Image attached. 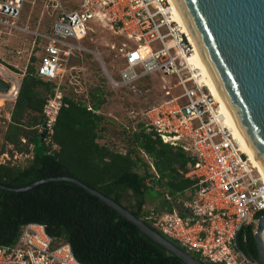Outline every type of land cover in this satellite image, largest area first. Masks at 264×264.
I'll list each match as a JSON object with an SVG mask.
<instances>
[{
  "label": "built area",
  "instance_id": "built-area-1",
  "mask_svg": "<svg viewBox=\"0 0 264 264\" xmlns=\"http://www.w3.org/2000/svg\"><path fill=\"white\" fill-rule=\"evenodd\" d=\"M37 2L43 8L39 25L45 23V16L48 25L43 29L21 25L25 8ZM95 27L120 39L109 45L122 58L117 78L105 66L99 51L82 45ZM14 33L32 37L26 65L36 58V76L56 84L54 95L48 96L43 107V122L35 127L52 156L60 151L54 133L60 111L66 106L65 72L77 53L94 55L113 88L134 90L144 78L160 77L163 100L140 114L133 111V126L127 128L134 133L142 124L146 133L182 150L191 160L182 175L193 185L175 197L165 193L173 210H152L145 220L203 262L260 264L239 250L237 239L248 227L254 234L259 215L264 214L262 177L241 152L220 106L199 78L191 62L194 44L176 21L167 0H0V38ZM26 69L0 63V80L9 85L6 93L0 92V101L17 102ZM170 77L176 78L172 85ZM88 110L92 111L89 105ZM21 142L28 145L26 139ZM33 148L15 158L32 160ZM142 153L159 180L153 161ZM0 264L84 263L75 258L69 243L50 237L45 225L30 223L22 227L14 244L0 246Z\"/></svg>",
  "mask_w": 264,
  "mask_h": 264
},
{
  "label": "trees",
  "instance_id": "trees-1",
  "mask_svg": "<svg viewBox=\"0 0 264 264\" xmlns=\"http://www.w3.org/2000/svg\"><path fill=\"white\" fill-rule=\"evenodd\" d=\"M35 62L36 58H32L34 69L28 70L23 80L4 136L5 142L19 152L29 153L30 147L34 148L32 160L22 168L0 164V186L4 187L0 188V246L14 244L24 225L36 223L45 225L50 237L69 243L75 258L84 264H184L74 183L57 181L24 192L9 190L51 178L76 179L120 204L186 251L145 220L150 213L145 206L154 202L156 195L162 196L154 209L156 212L173 210L174 205L155 187L168 190L174 197L190 189L193 182L182 175L187 171L190 158L182 150L163 144L153 133H146L142 124L139 131L132 133L135 148L126 154L101 145L99 141L107 130L105 117L95 113L105 103L101 90L90 94L89 103L65 95L66 106L60 111L54 133L60 151L54 156L48 154L49 149L35 127L43 122V107L48 96L54 95L56 84L36 76ZM140 82L133 90L137 97L143 95L138 87ZM40 89L45 93L42 94ZM88 105L92 111L88 110ZM21 139H26L28 145H22ZM139 152H144L153 161L159 180ZM129 192L135 204L126 206L123 201ZM261 216L264 214L259 218ZM237 244L245 256L259 263L252 227L240 233ZM191 255L203 262L197 254Z\"/></svg>",
  "mask_w": 264,
  "mask_h": 264
},
{
  "label": "water",
  "instance_id": "water-1",
  "mask_svg": "<svg viewBox=\"0 0 264 264\" xmlns=\"http://www.w3.org/2000/svg\"><path fill=\"white\" fill-rule=\"evenodd\" d=\"M231 120L264 172V0H171ZM9 85L0 80V92ZM66 181L83 188L135 225L144 235L184 264H204L135 217L129 210L80 181L51 178L39 185ZM0 188H4L0 186ZM264 216L257 221L254 239L264 264Z\"/></svg>",
  "mask_w": 264,
  "mask_h": 264
},
{
  "label": "rangeland",
  "instance_id": "rangeland-1",
  "mask_svg": "<svg viewBox=\"0 0 264 264\" xmlns=\"http://www.w3.org/2000/svg\"><path fill=\"white\" fill-rule=\"evenodd\" d=\"M43 12L40 2L35 5L29 4L24 11L23 21L21 25H28L31 29L41 28L48 25L47 16L45 23L39 25V17ZM28 23V24H27ZM32 37L21 33H14L12 36H2L0 38V63L4 65H17L26 72L34 67L30 64L26 65V59L30 52V43ZM120 39L113 36L106 30L95 27L82 45L91 51H99L102 55L105 66L117 78L118 70L122 67V58L115 52H112L110 46L112 43H119ZM17 52H21L18 55ZM168 82L172 85L176 82V78L170 77ZM63 91L67 97L79 99L87 103L91 102L90 94L96 90H101L105 99L104 105L101 107L100 114L106 119V132L104 138L99 141L101 145H106L110 149L126 154L135 146L132 140V133L127 127L133 126L131 113L134 111L136 115L141 113L146 107L154 106L163 100L162 84L163 81L158 76L148 77L139 84V89L143 93L142 97L133 94V90L126 88H113L109 86L104 78L102 67L97 58L89 53L79 52L71 60L65 72L63 82ZM44 94V89H40ZM179 93V90H174ZM0 164L10 165L22 168L27 165L26 158L15 157L20 152L5 142L4 136L7 131L8 124L11 119V112L14 104L0 101ZM8 155V159L4 158ZM145 159L142 152H139ZM146 161V159H145ZM147 162V161H146ZM156 190L168 193V190L162 187H155ZM154 202L147 203L146 211H152L158 207V203L162 201V196H153ZM123 204L129 206L135 204V199L129 192Z\"/></svg>",
  "mask_w": 264,
  "mask_h": 264
},
{
  "label": "bare ground",
  "instance_id": "bare-ground-1",
  "mask_svg": "<svg viewBox=\"0 0 264 264\" xmlns=\"http://www.w3.org/2000/svg\"><path fill=\"white\" fill-rule=\"evenodd\" d=\"M171 5H172V9L175 13V19L176 21L181 25L183 31L185 33H187L178 13L176 12L171 0H167ZM187 35L189 36V34L187 33ZM190 38V36H189ZM191 39V38H190ZM192 41V40H191ZM193 43V42H192ZM195 47V46H194ZM192 64L195 65L196 69L198 70L199 73V78H202V81L206 83V86L208 87L211 95L214 97L216 103L220 106V111H221V115H223L226 118V122L227 125L229 126V128L231 129L235 140L238 142L241 152L243 153V155L245 157H247L249 159V161L251 162L252 166L257 170V172L261 175L263 183H264V172L261 169V167L259 166V164L257 163V161L255 160V158L253 157L252 153L250 152L249 148L247 147L245 141L243 140L242 136L240 135L239 131L237 130L236 126L234 125L233 121L231 120L213 82L211 81L208 72L204 66V63L200 57V55L198 54L196 48H195V54L192 57L191 60ZM1 104V103H0ZM2 106V105H0ZM263 238H264V232H263Z\"/></svg>",
  "mask_w": 264,
  "mask_h": 264
},
{
  "label": "crops",
  "instance_id": "crops-1",
  "mask_svg": "<svg viewBox=\"0 0 264 264\" xmlns=\"http://www.w3.org/2000/svg\"><path fill=\"white\" fill-rule=\"evenodd\" d=\"M28 162V161H27Z\"/></svg>",
  "mask_w": 264,
  "mask_h": 264
}]
</instances>
